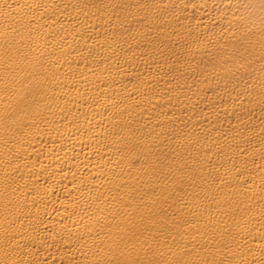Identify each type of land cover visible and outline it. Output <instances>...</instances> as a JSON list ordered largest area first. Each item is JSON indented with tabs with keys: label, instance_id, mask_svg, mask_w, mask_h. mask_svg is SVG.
<instances>
[{
	"label": "bare ground",
	"instance_id": "obj_1",
	"mask_svg": "<svg viewBox=\"0 0 264 264\" xmlns=\"http://www.w3.org/2000/svg\"><path fill=\"white\" fill-rule=\"evenodd\" d=\"M0 264H264V0H0Z\"/></svg>",
	"mask_w": 264,
	"mask_h": 264
}]
</instances>
